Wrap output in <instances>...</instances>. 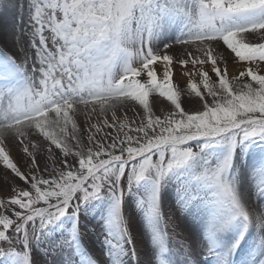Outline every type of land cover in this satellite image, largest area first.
Wrapping results in <instances>:
<instances>
[{"label":"snow or ice","instance_id":"6c2138e0","mask_svg":"<svg viewBox=\"0 0 264 264\" xmlns=\"http://www.w3.org/2000/svg\"><path fill=\"white\" fill-rule=\"evenodd\" d=\"M0 10L20 13L19 31L0 32V164L22 182L0 198V264H157L148 236L129 231V197L151 244L176 257L161 227L173 180L178 210L202 226L168 264H264V212L245 206L250 177L264 200V0H0ZM221 45L238 75L229 78ZM175 66L199 106L182 107ZM153 94L174 107L157 115ZM81 112L94 121L83 130ZM6 140L31 157L27 172ZM43 141L51 168L29 151ZM97 201L110 210L94 251L81 213ZM65 217L70 235L40 252Z\"/></svg>","mask_w":264,"mask_h":264},{"label":"rangeland","instance_id":"374dc122","mask_svg":"<svg viewBox=\"0 0 264 264\" xmlns=\"http://www.w3.org/2000/svg\"><path fill=\"white\" fill-rule=\"evenodd\" d=\"M230 53V51H228ZM233 55V54H232ZM226 61V60H225ZM225 61H222L221 63H224ZM228 63L229 68V78L233 75H238L239 71L241 70L238 66V64H233L232 60L226 61ZM191 67V66H189ZM157 72H160L159 67L157 66ZM213 80H215L214 74H211ZM144 77L142 76L141 79ZM173 84L174 87L178 88L180 90V99L182 103V107H184L186 110L190 107L199 106L200 100L199 97H196L195 94H189V80L187 77H182L180 74V71H175L173 75ZM210 99V98H209ZM154 100H158L160 103H157L154 107V112L157 115H160L162 112V109L160 107L161 104L164 105V108H171L174 106H171L170 102L166 101L164 98L158 97V94H153L149 98V103L153 104ZM142 111V108L138 106L135 109V112ZM124 110L122 112L120 111L117 113L118 116L123 115ZM111 114L109 115L110 118ZM127 117L129 120L133 117V110L128 109L127 110ZM86 126V125H85ZM80 127V126H79ZM80 129H85L81 128ZM107 131H113L112 129H108ZM79 135V133H78ZM34 143L36 141H33ZM16 153L17 156L11 157L20 167L22 171L27 172L29 169V161L31 160V157L27 154L23 153V148L19 144L17 145ZM6 150H10L9 147H5ZM42 149L40 148H29L30 152H35L37 161H43L45 163H48L49 168L53 167L52 159H49L47 154V146L42 145ZM53 152L54 156L53 159L59 158L60 160L65 159L63 157V154L59 152V150H56L53 146ZM68 159H71L69 157ZM244 160L241 161V163ZM55 167H61L59 163L55 164ZM45 178H48V173H43ZM175 183L176 181L173 180L171 182L170 187L167 189L170 193L169 200L162 204L161 202V209L162 213H164L163 222L161 226L165 229L164 238L169 243V245H175L174 241L178 239L180 236L179 231V225L180 222L184 218V214L178 210V206L175 205L176 202V189H175ZM18 186H22V182L18 177H15V175L8 169H6L2 164H0V198L7 199L8 195L10 194V191L12 189L17 188ZM129 210L126 211L125 215L126 217H130V233L134 234L137 233V225L140 220V217L144 215V210L141 209L138 205L136 200L133 197H129ZM110 210V206L108 204H103L99 201L93 202V205L86 206V210L81 213V229L85 233V238L88 239L91 243H93L94 247H96L95 251H98L99 246L103 243V236L101 235L100 238H97V234L102 232L101 225L104 223L103 217L106 216L107 212ZM175 222V229H173V223ZM72 221L70 218L65 217L57 226H54L51 229V232L48 236H46L44 239L41 240L40 244L38 245V248L40 252H44L46 249H49L53 247L56 242L64 240L66 237L70 235V229H71ZM92 229H95V231H92ZM0 246H6L2 242H0ZM19 250V249H18ZM56 257V252H51L46 259L49 261L54 259ZM157 264H159L160 261H164V264H167V261L165 258H159V256H156ZM81 264H85V261L82 259Z\"/></svg>","mask_w":264,"mask_h":264},{"label":"bare ground","instance_id":"6f19581e","mask_svg":"<svg viewBox=\"0 0 264 264\" xmlns=\"http://www.w3.org/2000/svg\"><path fill=\"white\" fill-rule=\"evenodd\" d=\"M15 2L20 3L21 0H15ZM19 22H20L19 10L10 11L8 13H4L3 10H0V32L4 31L6 29H11L14 23L17 25L16 30L19 31ZM177 50L178 51L180 50V46H177ZM228 51L229 50H227L225 46L221 45V55L225 57L226 61L232 60V54L229 53ZM181 55H182V53H181ZM175 71H180L179 66L174 67V72ZM122 110L123 109H121L120 111L122 112ZM120 111H118V113ZM109 115H110V113H109ZM89 122H94V121H89L88 119H86L84 112H81L78 115L77 124L81 128H85L86 127L85 125ZM69 132L71 133V128H69ZM70 142L74 143V141H70ZM17 145H18V143L13 144V143H10L8 140L5 141V147H9L10 150H8V151H9V154L11 157L17 156V153H16V148L18 147ZM43 145L47 146V142L43 141ZM248 163H249V161H243L241 163V165L243 167L247 168ZM256 181H258V177H255V178L250 177L249 178V181L247 183L246 193H245V206L248 209L250 215L253 216V218L259 217L261 215V213L264 212V200L259 198L257 189L254 186ZM169 198H170V193H169V191L166 190V193L162 196V201H163L162 204H165L169 200ZM184 215L185 216L179 225L180 236L178 237L177 240L174 241L175 245L170 246L169 243L164 238L165 237L164 236L165 231H163V233H162V238L164 240L166 248L171 249L173 252H176L178 254L176 257H170L168 252H165L164 254H160L159 248L156 245L151 244L150 229L148 228L147 221L145 218V214L140 217V220H139L138 225H137L138 231H137V233H135V235L139 236V234L141 232L146 234L148 236L150 246L153 247L154 249H156V253L160 259L161 258L166 259L167 264H168L170 258L173 260H175L177 258L182 259L183 256L181 253V244L187 242L183 239V237L186 234L189 235L190 237L198 236L200 233V230H201V226H202V221L200 218L194 219L191 216H188L186 214H184ZM250 239L251 238L249 237L248 241L245 243L244 250L241 253L238 252V254L236 256L237 260H239L241 258V256L244 254V252L247 251V247H248V243H250ZM92 245H93V243H92ZM93 247H94V245H93ZM93 250L95 251L96 248H94Z\"/></svg>","mask_w":264,"mask_h":264}]
</instances>
